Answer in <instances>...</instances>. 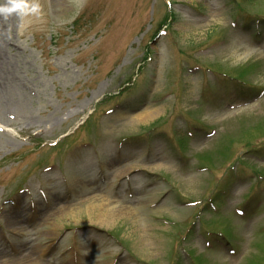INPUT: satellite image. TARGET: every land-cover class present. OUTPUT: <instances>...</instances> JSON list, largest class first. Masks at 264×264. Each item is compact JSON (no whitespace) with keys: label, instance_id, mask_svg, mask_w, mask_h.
I'll use <instances>...</instances> for the list:
<instances>
[{"label":"rangeland","instance_id":"1","mask_svg":"<svg viewBox=\"0 0 264 264\" xmlns=\"http://www.w3.org/2000/svg\"><path fill=\"white\" fill-rule=\"evenodd\" d=\"M23 3L0 264H264V0Z\"/></svg>","mask_w":264,"mask_h":264},{"label":"clouds","instance_id":"2","mask_svg":"<svg viewBox=\"0 0 264 264\" xmlns=\"http://www.w3.org/2000/svg\"><path fill=\"white\" fill-rule=\"evenodd\" d=\"M33 8H35V6H33ZM28 10V5L23 3V0H19V2H17V0H11L10 5H0V13H3L5 15L12 12L23 14Z\"/></svg>","mask_w":264,"mask_h":264},{"label":"bare ground","instance_id":"3","mask_svg":"<svg viewBox=\"0 0 264 264\" xmlns=\"http://www.w3.org/2000/svg\"><path fill=\"white\" fill-rule=\"evenodd\" d=\"M153 113H154V111H147L145 113V119L152 118L153 117ZM15 215H17V214L15 213ZM14 219L17 220V223L18 224L21 222V220L19 219V217H14Z\"/></svg>","mask_w":264,"mask_h":264},{"label":"trees","instance_id":"4","mask_svg":"<svg viewBox=\"0 0 264 264\" xmlns=\"http://www.w3.org/2000/svg\"><path fill=\"white\" fill-rule=\"evenodd\" d=\"M164 22H166V21H164ZM225 192H226V189L224 188V186L221 185L220 189H219L218 196L221 198L225 194Z\"/></svg>","mask_w":264,"mask_h":264}]
</instances>
